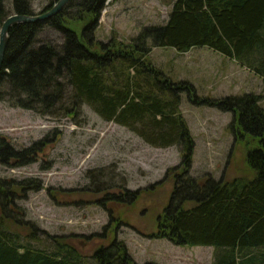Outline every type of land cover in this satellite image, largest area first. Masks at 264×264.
I'll use <instances>...</instances> for the list:
<instances>
[{
    "label": "trees",
    "instance_id": "trees-1",
    "mask_svg": "<svg viewBox=\"0 0 264 264\" xmlns=\"http://www.w3.org/2000/svg\"><path fill=\"white\" fill-rule=\"evenodd\" d=\"M105 2L68 0L45 21L12 26L0 68V101L54 117H73L75 113H69L86 104L103 120L128 128L153 147L183 144L180 173L173 179L169 202L150 236L180 246H212V264H264V109L254 95L219 104L204 101L232 112L233 133L245 140V162L254 176L230 181L189 176L194 143L179 111L175 90L181 88L147 63L150 47L143 45L150 41L152 46L171 47L180 53L206 47L253 67L264 77V0H175L165 24L145 26L136 37L138 44L134 40V44L113 50L93 37ZM75 7L77 14H70ZM12 8L20 15L34 14L30 0H12ZM8 15L5 0H0V27ZM45 25L61 33L60 48L50 42L37 44L36 37ZM250 144L253 147L248 149ZM37 146L13 151L1 139L0 153L4 160L26 158ZM33 161L30 157L14 166ZM13 182L23 190L42 186L38 179ZM14 183L10 197L15 211L1 205L0 264H137L117 239L98 246L90 256L55 236H48L53 249L24 244L19 233L7 227L10 214H21L14 200L25 198L15 193ZM4 184L0 180L2 202L8 199L3 197ZM96 188L95 192L100 191ZM124 196L135 200L138 195L136 191H105L94 202L111 214L106 201L121 202ZM108 229L109 223L91 236L104 238Z\"/></svg>",
    "mask_w": 264,
    "mask_h": 264
},
{
    "label": "rangeland",
    "instance_id": "rangeland-1",
    "mask_svg": "<svg viewBox=\"0 0 264 264\" xmlns=\"http://www.w3.org/2000/svg\"><path fill=\"white\" fill-rule=\"evenodd\" d=\"M52 1L30 0L34 14L46 12ZM174 1L111 0L97 22L94 41L111 50L138 44L136 37L143 27L166 23ZM5 6L8 14L14 13L12 0H5ZM77 12V7L69 10L72 15ZM48 26L37 35V44L50 42L60 48L61 33ZM143 45L150 47L147 63L181 88L175 90L179 111L194 143L189 176L251 179L254 174L245 162V140L235 137L232 112L220 109L217 102L254 95L264 109V77L253 67L206 47L180 53L171 47L152 46L150 41ZM70 114L74 116L42 115L0 101V137L10 148L17 150L46 139L34 162L21 166L0 163V177L38 179L42 185L39 190H23L14 183L15 193L26 191V197L15 201L21 214H10L8 230L19 233L24 244L42 249H53L48 236H55L90 256L98 246L117 239L137 264H212L211 246H180L150 236L157 230V218L180 173L183 144L153 147L128 128L103 120L86 104ZM96 187L100 191L95 192ZM121 190L136 191L138 196L135 200L124 196L116 206L106 201L111 214L94 202L105 191ZM108 223L104 238H92Z\"/></svg>",
    "mask_w": 264,
    "mask_h": 264
},
{
    "label": "water",
    "instance_id": "water-1",
    "mask_svg": "<svg viewBox=\"0 0 264 264\" xmlns=\"http://www.w3.org/2000/svg\"><path fill=\"white\" fill-rule=\"evenodd\" d=\"M67 2L68 0H58L49 10L38 15H20L16 13L8 16L3 21L0 27V68L5 51V46L9 38L8 33L12 26L19 23L37 22L49 19L50 17L57 14Z\"/></svg>",
    "mask_w": 264,
    "mask_h": 264
},
{
    "label": "flooded vegetation",
    "instance_id": "flooded-vegetation-1",
    "mask_svg": "<svg viewBox=\"0 0 264 264\" xmlns=\"http://www.w3.org/2000/svg\"><path fill=\"white\" fill-rule=\"evenodd\" d=\"M5 140L4 138H1L0 137V140ZM45 137L43 138V139H40V140H37L36 142H34V143H37L38 144V146H37V148H35L36 150H34V153L31 151V153L28 155V156H26V158L25 157H23V158H19V159H15V158H13V157H9V158H7L6 160H4V158H2V156H1V153H0V163L2 164V163H4V164H8L9 166H11V165H14V164H16V163H18V162H22V161H24L25 159H29L30 157H32L33 159H34V161L36 160V158H37V155H38V153L41 151V149H42V146L45 144ZM6 142H7V140H6ZM33 143V144H34ZM33 144H30L29 146H26V147H23V148H21V149H17L16 151H21V150H24L25 148H27V147H30V146H32ZM8 145H10L9 143H8ZM11 150H15V149H13V148H11ZM3 160H4V162H3ZM33 161V162H34ZM32 163V162H31ZM30 164V163H29ZM0 180L2 181V182H5L6 184H4V187L2 188V191L4 192V199H6L7 197H8V199H6V202L4 201V202H2L3 200H1L0 199V212L2 211V209H1V205H5V206H7L8 208H10V209H14V205H13V200H11V197H10V195L13 193V180H15L14 178H3V177H0ZM25 190V189H24ZM28 190V189H27ZM19 196H20V194H19ZM21 196H24V197H26V191L25 192H23L22 194H21ZM113 196H110V198H112ZM18 199H21V198H18ZM16 200V199H15ZM15 200H14V202H15ZM110 202V204L111 205H115L116 206V204H118L119 205V203L117 202H115V200H111V201H109Z\"/></svg>",
    "mask_w": 264,
    "mask_h": 264
}]
</instances>
